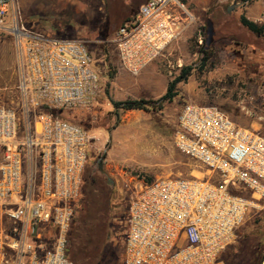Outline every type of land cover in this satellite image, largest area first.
Segmentation results:
<instances>
[{"label": "built area", "instance_id": "built-area-1", "mask_svg": "<svg viewBox=\"0 0 264 264\" xmlns=\"http://www.w3.org/2000/svg\"><path fill=\"white\" fill-rule=\"evenodd\" d=\"M194 20L184 1L140 0L109 41L120 66L137 74ZM0 29L11 35L20 69L19 111L0 104V208L15 206L0 211V264H70L68 234L95 139L70 115L95 119L100 79L86 40L26 26L16 0H0ZM172 143L205 173L124 183L121 264H215L249 211L264 203L259 131L216 105L187 101Z\"/></svg>", "mask_w": 264, "mask_h": 264}, {"label": "rangeland", "instance_id": "rangeland-1", "mask_svg": "<svg viewBox=\"0 0 264 264\" xmlns=\"http://www.w3.org/2000/svg\"><path fill=\"white\" fill-rule=\"evenodd\" d=\"M16 1L26 26L44 27L59 37L84 39L91 51L101 92L94 98L95 108L90 115V118L95 115V119L79 122L95 139L87 151L83 170L90 182L83 185L75 218L84 213L86 200L91 201L92 206L89 218L97 217L96 212L103 210L107 221L97 264H121L128 206V189L124 183L131 178L149 181L159 176L205 173L195 160L179 152L172 143L175 118L183 103L197 98L203 104L223 109L234 121L238 119L235 116L254 120V128L264 135V44L247 35L239 23L241 15L264 22V0H181L195 20L183 29L162 57L146 64L137 74L120 66L109 39L115 29L137 11L140 0ZM199 35L201 42H198ZM200 45L206 49L207 56L201 69L198 68ZM149 64L154 65V70H146ZM188 64L194 67L184 81L176 84L179 94L164 102L160 110H118L117 116L107 113L108 95L104 88L119 74L131 77L149 74L156 81L168 83L181 66ZM19 75L12 37L0 29V104L18 111ZM155 92L159 90H152L146 97L158 98L165 91L160 95ZM104 121L113 127H101ZM23 128L20 122L21 135ZM13 210L15 206L10 205L0 208L2 213ZM105 214L100 217L98 226L103 224ZM263 242L264 203L249 211L215 264H259Z\"/></svg>", "mask_w": 264, "mask_h": 264}, {"label": "trees", "instance_id": "trees-1", "mask_svg": "<svg viewBox=\"0 0 264 264\" xmlns=\"http://www.w3.org/2000/svg\"><path fill=\"white\" fill-rule=\"evenodd\" d=\"M244 2H250L251 0H243ZM139 2H137L139 6ZM239 23L245 29L247 35H252L255 39H260L264 44V22H257L249 19L245 15H241L239 18ZM199 51L201 53L200 64L198 68H202L205 61L207 60L206 49L204 46H199ZM193 64L183 65L179 69V73L175 75L169 82L167 83L165 92L159 96L158 98L152 97H127L125 99H113L107 96L108 99V111L107 113L113 114L117 116L118 110H132V109H156L160 110L166 101L172 100L179 94L178 89L176 88V84L180 81H184L187 76L190 74L193 69ZM107 94V86L104 88ZM72 120L80 122L77 117L74 118V115H70ZM101 124V123H100ZM103 128L110 129L113 126H107L105 121L102 123ZM89 180L87 177L82 176V192L83 185L87 183ZM90 182V181H89ZM91 206V201L86 200L84 213L78 215L77 218L72 220L69 234H68V247H67V255L72 264H97L98 263V254L100 245L102 244V233L106 229V221L107 216L103 213V210L97 211V217L89 218L88 213ZM77 212V205L75 208V214ZM105 214L103 224L98 226V222L100 217ZM101 227V228H100ZM103 228V229H102ZM101 229L103 230L101 232ZM263 251L261 255V260L264 259V242L262 243ZM260 264V263H259Z\"/></svg>", "mask_w": 264, "mask_h": 264}, {"label": "crops", "instance_id": "crops-1", "mask_svg": "<svg viewBox=\"0 0 264 264\" xmlns=\"http://www.w3.org/2000/svg\"><path fill=\"white\" fill-rule=\"evenodd\" d=\"M34 30H38L40 32H43L48 35H54L49 30H47L44 27L40 28H33ZM146 70L151 71L154 70V65L149 64L146 68ZM167 86V81H156V78L152 75H137L134 77L128 76L127 74H119L116 76L113 80L110 81L109 86L107 87V95L113 99H125L127 97H146L147 95L152 93V90H159V92H155V95L162 94ZM107 98V97H106ZM193 96H190V99H192ZM189 101H198L200 104H203V102L200 99L195 100H189ZM107 105L109 106L108 99H107ZM241 116H235L237 119V122L239 125L248 128V129H254L256 126V122L254 120H247ZM121 139V137H120Z\"/></svg>", "mask_w": 264, "mask_h": 264}, {"label": "bare ground", "instance_id": "bare-ground-1", "mask_svg": "<svg viewBox=\"0 0 264 264\" xmlns=\"http://www.w3.org/2000/svg\"><path fill=\"white\" fill-rule=\"evenodd\" d=\"M122 139V138H121ZM260 264H264V259L262 260V262Z\"/></svg>", "mask_w": 264, "mask_h": 264}]
</instances>
